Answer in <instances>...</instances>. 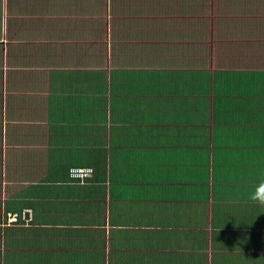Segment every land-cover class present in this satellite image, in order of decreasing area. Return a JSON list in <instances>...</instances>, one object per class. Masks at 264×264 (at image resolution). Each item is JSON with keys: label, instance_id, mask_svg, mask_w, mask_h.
<instances>
[{"label": "crops", "instance_id": "0c3cea01", "mask_svg": "<svg viewBox=\"0 0 264 264\" xmlns=\"http://www.w3.org/2000/svg\"><path fill=\"white\" fill-rule=\"evenodd\" d=\"M2 5L30 33L0 55L12 170L0 221L27 183L47 187L31 193L35 210L22 208L26 225H13L11 264H264V48L159 50L147 29L174 24L158 6L137 17L83 0ZM259 13L264 0H224L223 16L248 24ZM96 26L100 51L85 46ZM77 165L94 174L71 181Z\"/></svg>", "mask_w": 264, "mask_h": 264}, {"label": "rangeland", "instance_id": "374dc122", "mask_svg": "<svg viewBox=\"0 0 264 264\" xmlns=\"http://www.w3.org/2000/svg\"><path fill=\"white\" fill-rule=\"evenodd\" d=\"M153 1L156 3L148 4L150 15L153 14L152 12L155 13L154 8L157 6H158V10L161 8H164V9L172 8L173 12H179L177 14L178 16H181L183 14L188 15L189 13H193V15H196V16H193V18H191L193 20L192 22L193 25L191 26L182 25V26L175 28V29L180 28V29L185 30L184 36H181V37L173 36V28H167L163 32L160 30L158 31L157 28L149 27L148 28L149 32H152V31L154 32V34H152L151 36L156 37L152 39L149 43L157 45V48H159V50L161 47H164L169 50L172 49V52H174L175 50H178L175 48L178 45L182 44L184 45V49L186 52L201 53V54L205 53L206 55V53L207 54L210 53L209 50H213L212 52H215L216 49L219 51L221 48L224 50V48L226 49L228 47H231V51H234V49L237 48L239 50L240 49L243 50V52L245 53H250L251 51L253 53H257V51L254 52L255 49L264 48V14L262 13H259L254 16L251 15L248 19L254 20V21H251L248 24H246L244 21H241L242 19L238 17L232 18L228 16L227 14H225L224 17L222 18L216 12V16L214 17L212 14V10L210 8L213 7L216 11L217 4L214 5L216 0H208V5L206 4L194 5L193 2L191 3L190 1L189 3H183L184 0H178V3L171 1V0H153ZM104 4L108 5V8H109L108 10H110V14H112V10L114 9L113 3L110 0H108V2ZM0 5L3 7L2 0H0ZM223 5H224V1L222 4H220V8H222ZM189 27H194L195 29L194 31H198L200 33L199 35L201 36H204L205 34L206 39L197 38L195 36L193 37L191 35V33L193 34V30H190L191 33L189 32V30H187ZM104 30L105 28L101 29V27L99 26L94 27L92 30L89 29L91 34L94 33V42L92 40V42L89 44L88 41H86L85 46H88V45L92 46L95 44L97 47V51L103 50L105 48V44L108 41H106V39L102 37H100L98 41H96L95 36ZM110 30H114V29H110ZM201 33H203V35ZM113 36H114V32H112V37ZM250 36H253V39L255 40H250V39L248 40ZM231 40L238 41L239 47L238 46L232 47L234 45L231 46V44H233ZM136 46L137 47L141 46L142 48H144V44L143 45L139 44ZM195 46H200L202 48L195 49ZM203 49L206 50V52ZM159 50H156V51H159ZM216 56L217 55L211 57L208 60H211L214 62L213 58ZM205 59L206 58H204L202 55L201 59L199 58L198 61H201V60L205 61ZM82 61L84 62L83 65L81 66L83 69L85 67H90L91 61H89L88 59L87 60L82 59ZM258 61L264 62L262 61V59ZM0 126L2 129L5 127V123H3L1 114H0ZM26 151H27V148H26ZM28 153L29 151H27L26 154ZM41 164L44 165V162H41ZM30 166L31 165L27 164V167H30ZM9 186L10 185H8L7 183L5 182L3 183L2 181H0V200H2L1 199L2 190H4V192L11 191L9 190Z\"/></svg>", "mask_w": 264, "mask_h": 264}, {"label": "trees", "instance_id": "16d2710c", "mask_svg": "<svg viewBox=\"0 0 264 264\" xmlns=\"http://www.w3.org/2000/svg\"><path fill=\"white\" fill-rule=\"evenodd\" d=\"M85 5H98V6H104V1H99V0H94L92 3H90V0H83ZM147 3H146V2ZM174 1L176 3H178V0H171ZM189 1L194 5L200 4H206L208 5V0H184L183 3H189ZM224 0H216L214 5L217 4L216 7V11L213 7H211L210 9L212 10V14L215 17L216 16V12L218 13L219 16H221L222 18L224 17V5L222 6V8H220V4L223 3ZM111 2L113 3L114 9L112 10V13L114 11L117 12H124V11H128L129 8H131V12L133 13V15L137 16V17H141L143 12H142V8L143 9H147L149 12V7L148 4H153L156 3L153 0H111ZM8 5V4H7ZM164 9V8H163ZM179 12H173L172 8H166L165 9V15H164V20H169L174 24V27H158L157 30L159 31H165L167 28H173V36L175 37H181L184 36L185 34V30L184 29H175L176 27H179V25L177 24L179 21L185 20V22L189 25H193V20L191 18H193V13H189L188 17H180L178 16ZM150 13H147V15H149ZM6 17L7 20H5V27L2 23L3 18ZM147 18V16H146ZM149 19V18H148ZM160 19V18H159ZM190 19V20H189ZM150 20H155V18L150 19ZM176 23V24H175ZM4 27V28H3ZM5 29V38L7 39V42L4 44L3 39H1L2 37H0V55L3 54V46L6 45L7 48H9V50H7L8 56L12 58V56L14 55L15 51H16V44H14L15 41V37L18 35H28L30 33V28L25 29L23 27H15L14 25V21H13V16H12V12L11 9L9 8V13H7L6 11H4V8L0 5V33L2 32V30ZM84 30L89 31V28H85ZM92 30V29H91ZM132 31L136 30V28H132ZM187 30H189V32L191 33L190 30H193V34L191 33V35L197 38H204L206 39V35L204 34V36L199 35L200 33L198 31H194V27H189ZM29 31V32H28ZM147 31L149 32V30L147 29ZM90 32V31H89ZM152 34H154V32H149V34L147 33V36H151ZM203 35V33H201ZM154 37V36H153ZM3 41V42H2ZM15 45V46H14ZM26 44H17V46L20 47V52L21 50L24 48ZM178 49H180V51H185L184 49V45H178L177 46ZM197 48H202L200 46H195V49ZM204 50V49H203ZM225 50V48H224ZM224 50L221 48L219 51L216 49V53H222L224 52ZM206 52V50H204ZM213 50H209V52H212ZM6 129H2L0 126V181L2 180H8L11 178L12 176V170L9 171H4L2 164H3V157L1 155V151H2V136L5 132ZM3 131V132H2ZM73 167H89L91 169V174L90 176H88L86 179H90L92 177V175L94 174V169L91 166H84V165H77V166H71L68 168V177L71 181L74 182H82L81 179L73 177L70 174V169ZM11 168V165H10ZM53 175H58L59 173H50ZM45 179V177L41 178ZM85 179V180H86ZM42 185V186H39ZM44 184H34V186H32L31 184L29 185V183H27L22 190H20V195L23 196L20 201L17 203L16 206H12L10 204L7 203L6 207L7 208H12L14 209V211H21L23 207L25 208H32L33 210L36 209V204L30 200V195L32 193L33 196H36L35 193H33L34 191L40 192L39 190H43L46 191L47 187ZM26 197V198H25ZM8 211V210H5ZM8 212H6L7 214ZM3 223L2 228L0 227V264H11V259H12V233H13V228L15 226H13L12 224H8L7 220L5 218L4 221H0ZM23 221H19L18 224H14V225H26Z\"/></svg>", "mask_w": 264, "mask_h": 264}, {"label": "built area", "instance_id": "2783aa9c", "mask_svg": "<svg viewBox=\"0 0 264 264\" xmlns=\"http://www.w3.org/2000/svg\"><path fill=\"white\" fill-rule=\"evenodd\" d=\"M70 174L73 177L84 181L91 174L89 167H73L70 169ZM31 213L28 209H22L21 211H12L6 214V220L8 224H18L19 221L28 222L30 220Z\"/></svg>", "mask_w": 264, "mask_h": 264}, {"label": "clouds", "instance_id": "9594fccd", "mask_svg": "<svg viewBox=\"0 0 264 264\" xmlns=\"http://www.w3.org/2000/svg\"><path fill=\"white\" fill-rule=\"evenodd\" d=\"M262 202H264V201H262Z\"/></svg>", "mask_w": 264, "mask_h": 264}]
</instances>
